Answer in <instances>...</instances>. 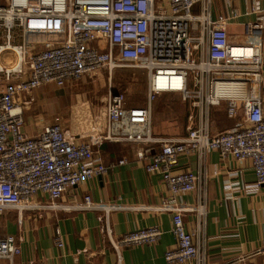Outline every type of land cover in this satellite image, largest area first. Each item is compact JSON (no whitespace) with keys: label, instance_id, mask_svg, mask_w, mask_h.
Segmentation results:
<instances>
[{"label":"built area","instance_id":"built-area-1","mask_svg":"<svg viewBox=\"0 0 264 264\" xmlns=\"http://www.w3.org/2000/svg\"><path fill=\"white\" fill-rule=\"evenodd\" d=\"M214 4L0 0V215L16 211L21 222L24 213L41 217L46 210L169 212L175 246L165 253L167 263L210 264L205 242L194 240L196 234L205 237L207 155L216 151L224 160L249 162L256 177L252 188L264 185V8L254 0L243 14L231 10L214 17ZM244 17L254 19L242 22ZM7 52L14 54V65H5ZM123 69L145 74L146 105H129L125 94L114 91L115 76ZM95 78L104 84L102 100L82 114L73 112L83 129L34 119L32 132L26 131L37 91ZM166 94L179 95L196 111L188 116L184 137L153 135L152 106ZM214 109H221L232 126L217 124ZM117 126L121 133L114 130ZM105 142L136 146V159L165 184L160 205L95 203L89 194L73 205L60 202L68 191L107 174L101 151ZM193 155L199 173L176 170L182 156ZM197 191L194 205L177 203ZM187 213L196 216V231L186 229ZM162 234L157 226L143 228L125 233L113 247L120 254L123 247L155 244ZM58 245L63 246L61 239ZM21 253L19 237L0 236V261L14 264Z\"/></svg>","mask_w":264,"mask_h":264},{"label":"crops","instance_id":"crops-1","mask_svg":"<svg viewBox=\"0 0 264 264\" xmlns=\"http://www.w3.org/2000/svg\"><path fill=\"white\" fill-rule=\"evenodd\" d=\"M253 1L215 0L213 15L228 14L231 10L243 14ZM260 1L264 8V0ZM195 10L199 12L198 7ZM253 19L244 17L241 21ZM139 74L145 76L143 72ZM170 95L180 97L166 94L157 98L159 103L157 100L153 103V118L155 112L162 113V120L154 121L152 132L155 136L181 138L187 135L188 116L196 111L189 103L183 102L181 107L184 110L181 113L178 110L174 113L176 117L166 118L162 105L175 103L171 102ZM146 103L147 99L139 106ZM220 110L214 109V115ZM64 125L76 132L83 129L79 119L72 118ZM114 130L121 133L118 126ZM26 131L31 133V126ZM101 151L108 166L107 174L68 191L61 203L73 205L89 194L95 203L117 202L127 207H155L161 204L167 195L162 177L158 173L147 172L145 163L136 159V146L105 142ZM122 160H126L127 164L120 165ZM206 166L208 199L205 237L196 234L195 242H205L210 264H264V185L258 189L252 188L256 177L249 162L224 160L216 151L207 155ZM176 170L199 173L198 157L182 156ZM198 195L199 191L184 195L177 198V203L194 205ZM38 216L24 213L19 222L16 211H6L0 215V236L10 234L21 239L22 253L14 264H168L165 253L175 246L171 232L172 214L169 212L146 208L109 212L46 210L41 217ZM184 220L189 232L196 231L197 219L194 214H185ZM154 226L163 232L157 243L123 247L120 254L114 249L113 243L125 233ZM59 239L62 247L58 245ZM0 264L9 263L0 261Z\"/></svg>","mask_w":264,"mask_h":264},{"label":"rangeland","instance_id":"rangeland-1","mask_svg":"<svg viewBox=\"0 0 264 264\" xmlns=\"http://www.w3.org/2000/svg\"><path fill=\"white\" fill-rule=\"evenodd\" d=\"M4 58L8 60L5 65H14L15 56L13 53L7 52ZM139 73L140 71L123 69L117 72L114 79V91L125 94L129 105H143L147 98L146 78ZM103 85V82L97 81L95 78L93 81H90L89 79L82 81L74 87L59 89L55 86H49L42 88L35 94L37 104L28 113L27 121L32 129L34 128L35 120L38 119H44L45 123L58 120L65 124L72 119L73 112H75V114L79 110L81 112L85 107H89L92 104H95V102L99 104V101L103 98ZM170 97H172L171 102L175 103H169L168 105H165L166 107L162 105L163 116L169 119L176 117V111L179 110L181 113V110H184V107H181V104H183L181 97L175 98L172 95H170ZM78 102L80 103V106H78ZM83 103H88V105L86 104L85 106ZM161 115L162 113H154L155 118H153V124L154 121L156 123L157 121L162 120ZM184 116L185 115H183V117ZM181 120L183 121V119ZM214 120L222 128L232 126V123L224 120L221 110L214 115ZM79 123L81 126L82 122L80 119ZM1 226L2 225H0V230L2 229Z\"/></svg>","mask_w":264,"mask_h":264},{"label":"bare ground","instance_id":"bare-ground-1","mask_svg":"<svg viewBox=\"0 0 264 264\" xmlns=\"http://www.w3.org/2000/svg\"><path fill=\"white\" fill-rule=\"evenodd\" d=\"M247 53H249V51Z\"/></svg>","mask_w":264,"mask_h":264}]
</instances>
